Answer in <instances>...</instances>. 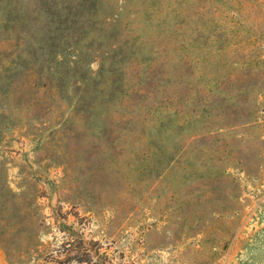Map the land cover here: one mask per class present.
I'll return each mask as SVG.
<instances>
[{
	"label": "rangeland",
	"instance_id": "rangeland-1",
	"mask_svg": "<svg viewBox=\"0 0 264 264\" xmlns=\"http://www.w3.org/2000/svg\"><path fill=\"white\" fill-rule=\"evenodd\" d=\"M0 264H264V0H0Z\"/></svg>",
	"mask_w": 264,
	"mask_h": 264
}]
</instances>
